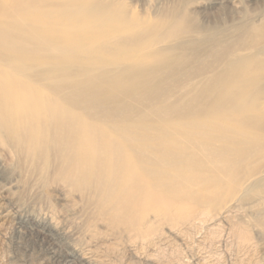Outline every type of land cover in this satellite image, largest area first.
Wrapping results in <instances>:
<instances>
[{
    "label": "bare ground",
    "instance_id": "bare-ground-1",
    "mask_svg": "<svg viewBox=\"0 0 264 264\" xmlns=\"http://www.w3.org/2000/svg\"><path fill=\"white\" fill-rule=\"evenodd\" d=\"M146 22L121 0H0V140L45 162L51 150L71 152L72 178L82 191L95 192L96 180L112 221L152 245L162 235L155 223L175 224L214 206L221 210L227 203L218 205L229 200L223 181H230L232 198L260 176L237 182L250 157L264 153V60L233 58L238 53L226 49L217 57L224 68L207 74L200 69L184 95L178 92L187 71L183 61L191 56L181 44L174 71L155 60L149 47L141 49L150 53L146 57L126 58L128 69L121 73L89 67L133 44L135 30ZM39 66L44 69L33 70ZM163 74L178 81L171 115L161 110L159 117L141 118L153 113L157 102L148 95L161 90ZM69 97L111 98L87 109L111 110L118 119L115 131L84 119L66 104ZM183 139L189 150L175 154ZM140 149L141 160L135 155ZM29 232L47 236L37 225ZM52 254L58 264H91L75 252Z\"/></svg>",
    "mask_w": 264,
    "mask_h": 264
},
{
    "label": "rangeland",
    "instance_id": "rangeland-1",
    "mask_svg": "<svg viewBox=\"0 0 264 264\" xmlns=\"http://www.w3.org/2000/svg\"><path fill=\"white\" fill-rule=\"evenodd\" d=\"M121 1L147 22L135 30L133 44L113 56L116 50L94 59L89 63L92 69L121 73L128 69L126 58H142L154 52L155 60L174 71L177 54L183 56L176 48L181 44L191 56L180 59L183 64L186 61L187 69L178 90L184 95L185 84L196 80L200 69L207 74L224 68L217 57L226 49L238 53L233 58L243 55L251 61L264 60V29L259 28L264 24V0ZM145 47H149V54L141 52ZM206 55L210 56L203 61ZM41 69L44 67L33 70ZM162 78L161 90L148 95L158 104L151 109L153 113L141 118L159 117L161 110L171 115L178 81L166 74ZM96 102L110 103L111 98L94 101L69 97L66 104L79 109L84 119L93 118L96 126L116 128L118 119L111 110L87 109ZM123 102L128 103L127 99ZM188 142L183 139L174 153L188 151ZM139 151L135 155L141 160L143 150ZM47 156V162L35 159L25 151L11 150L0 140V264H58L52 254L55 250L75 252L83 263L91 264H264V153L253 154L243 166L249 170L237 182L253 173L260 176L240 195L231 198L234 190L227 188L230 181L221 183L229 194V200L218 205L227 203L223 209L214 206L206 215L182 218L173 225L155 223L162 235L152 245L138 240L135 230L112 221L110 203L106 201L103 207L96 180H92L95 192L82 191L72 178L76 159L71 152L59 155L51 150ZM243 167L233 173H241ZM36 225L44 227L47 236L31 234L30 228Z\"/></svg>",
    "mask_w": 264,
    "mask_h": 264
}]
</instances>
